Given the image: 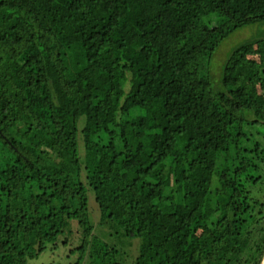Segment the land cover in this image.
Here are the masks:
<instances>
[{
  "label": "trees",
  "instance_id": "trees-1",
  "mask_svg": "<svg viewBox=\"0 0 264 264\" xmlns=\"http://www.w3.org/2000/svg\"><path fill=\"white\" fill-rule=\"evenodd\" d=\"M261 23L264 0H0V264L76 231L75 264H122L89 189L134 264H262L264 37L212 64Z\"/></svg>",
  "mask_w": 264,
  "mask_h": 264
},
{
  "label": "rangeland",
  "instance_id": "rangeland-1",
  "mask_svg": "<svg viewBox=\"0 0 264 264\" xmlns=\"http://www.w3.org/2000/svg\"><path fill=\"white\" fill-rule=\"evenodd\" d=\"M260 37H264V23L244 27L232 34L219 47L213 58V70L217 77L219 76L222 65L226 61L229 53L236 46L247 41H255V39ZM79 151L82 155L85 151L82 139L79 141ZM261 166L262 168L260 172H254L256 177L259 178L264 177V165L261 164ZM260 182L261 183L253 188V190L255 195H258L264 200V181L261 180ZM250 183L251 180L248 181V184ZM88 195L90 218L95 228L94 234L120 249L122 253V264H134L139 254L141 239L126 237L121 227L115 222H102L101 211L98 207L94 191L89 189ZM74 226L77 227V224ZM79 235L80 232L76 231L74 236H71L72 238H70L69 243H64L62 240H59V243L56 245L48 244L47 248L39 255V257L31 259L29 264H75L78 259V253H72V249L80 246ZM81 264H89L88 258L86 257Z\"/></svg>",
  "mask_w": 264,
  "mask_h": 264
},
{
  "label": "water",
  "instance_id": "water-1",
  "mask_svg": "<svg viewBox=\"0 0 264 264\" xmlns=\"http://www.w3.org/2000/svg\"><path fill=\"white\" fill-rule=\"evenodd\" d=\"M262 264H264V260H263Z\"/></svg>",
  "mask_w": 264,
  "mask_h": 264
}]
</instances>
